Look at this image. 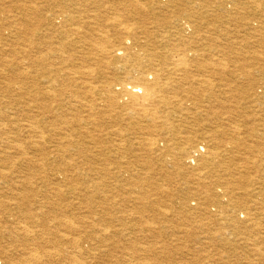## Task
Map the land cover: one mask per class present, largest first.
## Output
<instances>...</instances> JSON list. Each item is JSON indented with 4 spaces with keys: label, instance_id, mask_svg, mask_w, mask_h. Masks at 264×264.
I'll return each mask as SVG.
<instances>
[{
    "label": "bare ground",
    "instance_id": "1",
    "mask_svg": "<svg viewBox=\"0 0 264 264\" xmlns=\"http://www.w3.org/2000/svg\"><path fill=\"white\" fill-rule=\"evenodd\" d=\"M21 3L49 40L0 49L3 263L264 264V0Z\"/></svg>",
    "mask_w": 264,
    "mask_h": 264
},
{
    "label": "rangeland",
    "instance_id": "2",
    "mask_svg": "<svg viewBox=\"0 0 264 264\" xmlns=\"http://www.w3.org/2000/svg\"><path fill=\"white\" fill-rule=\"evenodd\" d=\"M23 1H26V5H29L31 0H0V5H1L0 6L1 7L0 8V19L2 18L0 20V23H1L0 24V49H6V51L9 50V49H13V50L16 49L17 51H20V50L23 51L26 48V49H28V51H30L35 56H39L40 55V53H39L40 51H42V50L45 51L47 49V44L46 43L48 42L47 40H49L48 38H46L47 36H49V35L46 34V24H45V21H43L42 18H39L37 21L35 20V22L33 21L31 24L30 23L27 24V29H24V28H26V27H24L23 30L20 31L19 30L20 26L17 25L16 22L19 19L21 20L24 17V15H25L24 14V11L20 7H18V2L19 3L20 2L23 3ZM37 1H40V0H37ZM51 2H53V0H50V3ZM3 12H5V13H3ZM8 12H9V14H6ZM44 12H46V11H44ZM47 12H50V11L47 10ZM46 14L47 13H43V16L45 17ZM8 24H9V26H8ZM14 24H16V25H14ZM13 25H14V27H13ZM7 31H9V32H7ZM231 31H230L231 32L230 34L233 35V36H235V38H240V37L243 38V37H246L245 38V41L246 40H250V39H248L249 37L244 34L245 32H241V29H240L239 32H235L234 30H231ZM43 32H44V34H43ZM238 33H240V35ZM236 34H238V35H236ZM24 36H26V37H24ZM4 37H7V38L4 39ZM25 40H26V42H25ZM31 41L33 43H30ZM26 43L28 44V47H27V44ZM44 44H46V45H44ZM9 46H11V47H9ZM6 47H8V48H6ZM19 47H20V49H18ZM9 196L10 195L7 192L2 191V194L0 195V202L4 201L7 204V206L9 205L10 207L12 206L11 208H14L15 201L12 200ZM12 211H15V208ZM7 212H8L7 210H5V211L1 210L0 211V214H2V215H0V217H1L0 218V225L1 226H6V225H10L12 223H17L18 222L17 216H12L11 214H9ZM50 226H51V228H54L53 222L50 223ZM59 234H60L59 235V237H60V243L62 244V247L65 248V249H67L68 252L71 251L72 248H70V246H68V243H69L68 241H70V237H68V239H63V238H61L62 237L61 236L62 232H60ZM0 239L2 241L1 244L5 247V250H8V249L10 250V249H12L14 247V244H10V241L7 240L6 238L0 237ZM47 240H50V239L48 238ZM53 249L54 250L56 249V251L58 250L54 246L52 247V245H49L47 247V250H49V251L50 250L51 251H54ZM10 253L11 254L14 253V255L11 256V257H14L15 259H17V256L15 254V253H17V250H14L13 249ZM6 254L9 255L8 252ZM103 257H105V256H103ZM54 258L59 259L60 257H58V255H57ZM54 258L52 260H54ZM62 258L64 259V256ZM4 260H6V256L5 255H0V264H5V263H3V262H5ZM41 262H43L45 264V260L44 259H42Z\"/></svg>",
    "mask_w": 264,
    "mask_h": 264
}]
</instances>
